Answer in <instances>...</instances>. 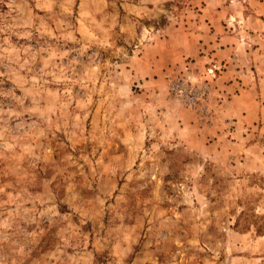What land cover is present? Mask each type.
Masks as SVG:
<instances>
[{"label":"rangeland","instance_id":"obj_1","mask_svg":"<svg viewBox=\"0 0 264 264\" xmlns=\"http://www.w3.org/2000/svg\"><path fill=\"white\" fill-rule=\"evenodd\" d=\"M0 264H264V0H0Z\"/></svg>","mask_w":264,"mask_h":264},{"label":"crops","instance_id":"obj_2","mask_svg":"<svg viewBox=\"0 0 264 264\" xmlns=\"http://www.w3.org/2000/svg\"><path fill=\"white\" fill-rule=\"evenodd\" d=\"M227 48V47H226ZM221 50H224L222 47L220 48ZM228 49V48H227ZM214 54H218V51L217 52H215ZM226 75V73H224V76ZM224 76H221V78H223Z\"/></svg>","mask_w":264,"mask_h":264}]
</instances>
